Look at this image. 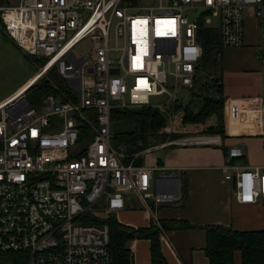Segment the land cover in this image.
<instances>
[{
    "label": "built area",
    "instance_id": "1",
    "mask_svg": "<svg viewBox=\"0 0 264 264\" xmlns=\"http://www.w3.org/2000/svg\"><path fill=\"white\" fill-rule=\"evenodd\" d=\"M248 7L264 17V0H155L144 7L125 0H0V32L43 60L37 81L47 78L55 91L39 108L27 100L28 89L0 102V255L23 254L27 264H111L107 220L127 208L129 193L168 239L156 209L180 201L178 173L135 159L126 164L113 145V113L152 107L168 116L167 133H192L175 110L203 59L200 23L213 27L218 19L222 48L242 47ZM112 33L123 41L115 50ZM83 41L90 47L77 55ZM257 58L264 76V38ZM245 155L231 147L222 172L236 180V200L254 204L264 201V165L234 163Z\"/></svg>",
    "mask_w": 264,
    "mask_h": 264
},
{
    "label": "crops",
    "instance_id": "2",
    "mask_svg": "<svg viewBox=\"0 0 264 264\" xmlns=\"http://www.w3.org/2000/svg\"><path fill=\"white\" fill-rule=\"evenodd\" d=\"M213 25L219 28V20L214 19ZM244 25V45L222 48L219 54L226 98L223 120L225 136H207L204 125H192L190 130L187 128V132L192 133L181 132L178 135L183 137L171 140L175 143L167 147L172 149L167 152L165 162L158 159L148 161V153L143 156L142 165H160L168 173H178L180 187L187 189L185 206L180 207L181 202H178L156 209L160 221L183 220L197 226L220 225L238 232L264 230V201L259 199L254 204H240L236 200L233 181H227L222 172L226 156L233 146L246 150L244 157L234 160L235 164L244 167L264 165V76L257 58L264 38V17H257L255 9L248 7ZM205 136L213 137L215 141H187ZM159 161L161 164H158ZM235 173L230 172L232 175ZM131 194H127V208L114 215L120 223V215L130 208L133 201ZM144 220L146 223L121 224L135 229L149 228L152 220L146 211ZM167 235L168 239L160 237V241L168 264H210L204 251V230L172 231ZM127 247L132 252L134 264H151L149 240H133ZM236 264H241L240 254H237Z\"/></svg>",
    "mask_w": 264,
    "mask_h": 264
},
{
    "label": "trees",
    "instance_id": "3",
    "mask_svg": "<svg viewBox=\"0 0 264 264\" xmlns=\"http://www.w3.org/2000/svg\"><path fill=\"white\" fill-rule=\"evenodd\" d=\"M200 28V39L204 49L203 59L199 65L194 86L189 91V99L180 103L177 110L184 112L185 124L205 125L213 116H216V124L208 127L205 133L211 136L224 137L223 120L226 98L221 80L219 54L222 45L220 30L217 27H206L203 22L200 23ZM218 55L219 58H216ZM211 66L217 69L218 72L215 79L206 73L207 68ZM202 73L204 75L200 77ZM204 76L206 77L205 80H203ZM50 78L57 85L62 86L57 78L54 76H50ZM42 79L26 91L27 100L30 99L32 92L44 94V97L55 93L50 81L47 78ZM167 124V117L152 107L116 111L112 116L113 145L117 150L123 148L126 164L135 159L137 165H142L143 159L140 157L135 158L137 154L156 146V142L166 140L168 136L174 138L172 140L177 139L174 134L162 133ZM158 164H161V162L159 161ZM186 194L187 189L182 186L180 207L185 206L187 203ZM160 222L166 232L204 230L206 232L204 251L210 264H236L237 254L241 256V264H264V230L238 232L225 226H197L183 220ZM107 223L110 229L111 264H134L132 252L127 247L128 243L133 240H149L151 242V264H168L161 248V230L156 225L152 224L149 228L135 229L121 224L114 215L107 220Z\"/></svg>",
    "mask_w": 264,
    "mask_h": 264
},
{
    "label": "rangeland",
    "instance_id": "4",
    "mask_svg": "<svg viewBox=\"0 0 264 264\" xmlns=\"http://www.w3.org/2000/svg\"><path fill=\"white\" fill-rule=\"evenodd\" d=\"M127 4L129 3H135L139 7H144V5L152 4L155 2V0H125ZM6 4V2H5ZM190 17V15H188ZM191 18V17H190ZM216 24V23H215ZM214 26V25H213ZM212 27V26H210ZM89 41H83L77 48H76V54L80 55L81 53L86 52L90 46ZM123 41L116 39L114 33H112L111 39H110V48L112 50H115L117 47H122ZM112 56L119 57V53L116 51H112ZM219 58V55L216 56V58ZM43 65V60L37 58L32 59L31 57L27 56L25 53L21 51V49L18 48V46L13 43L11 40L7 39L2 32H0V102L8 99L10 96H12L14 93H16L18 90L23 89L26 84L29 83V81L38 73L39 69ZM216 70V71H215ZM212 77L217 78V69L214 67L207 68V72ZM205 73V74H206ZM204 73L200 75V77H203ZM205 76L204 79L205 80ZM51 79V78H50ZM43 80V79H42ZM41 81V80H40ZM39 81V82H40ZM38 82V83H39ZM44 94H36L32 92L30 94V99L28 100L35 108H39L44 105V100L46 97H44ZM190 97V94L186 91L182 92L179 96L180 100L187 101ZM161 99H154L153 102H158ZM176 113L178 112L179 117L182 118L181 126H186L188 129L191 128V125L184 123V112L181 110H175ZM162 113V112H161ZM168 119V116L164 113ZM216 117V116H215ZM215 117L213 116L209 121L211 122L209 126H211L213 123H215ZM169 120V119H168ZM208 121V123H209ZM169 121L167 126H169ZM216 124V123H215ZM214 124V125H215ZM196 125V124H194ZM163 134H168L166 132V128L162 132ZM206 134V133H204ZM178 135V134H177ZM207 136H211L209 134H206ZM186 136V135H185ZM183 137L181 135H178L176 138ZM174 138H171L168 136L166 140H160L156 142V146H152L150 149H152V152L146 154L148 161L153 160H163L165 162L166 160V154L167 152L172 148H158L160 145L172 140ZM165 141V142H164ZM154 145V144H153ZM123 149V148H122ZM145 152V151H143ZM142 153V152H141ZM140 157L143 159V155L137 154L135 158ZM136 162V161H135ZM133 198V201L131 203L130 208L125 212L122 213L119 217L121 223H133L138 221H144L145 216V208L141 205L139 199L137 198L135 193H132L130 195ZM158 213L156 212V216ZM111 217V216H110ZM158 217V216H157ZM146 223V222H145ZM0 264H27V258L23 254H16L12 256H0Z\"/></svg>",
    "mask_w": 264,
    "mask_h": 264
},
{
    "label": "bare ground",
    "instance_id": "5",
    "mask_svg": "<svg viewBox=\"0 0 264 264\" xmlns=\"http://www.w3.org/2000/svg\"><path fill=\"white\" fill-rule=\"evenodd\" d=\"M39 74H37L33 79H31L30 81H29V83L28 84H26V86H24L23 87V89H20L16 94H21V93H23L24 91H26L27 89L29 90L31 87H33L38 81H37V79L39 78ZM15 94V95H16Z\"/></svg>",
    "mask_w": 264,
    "mask_h": 264
},
{
    "label": "water",
    "instance_id": "6",
    "mask_svg": "<svg viewBox=\"0 0 264 264\" xmlns=\"http://www.w3.org/2000/svg\"><path fill=\"white\" fill-rule=\"evenodd\" d=\"M118 72H119L118 70H115V69L112 70L113 74H118ZM175 174H177V173H175ZM233 187H234V190H235L236 189V180L235 179L233 180Z\"/></svg>",
    "mask_w": 264,
    "mask_h": 264
}]
</instances>
